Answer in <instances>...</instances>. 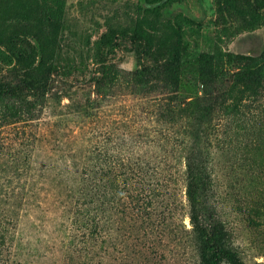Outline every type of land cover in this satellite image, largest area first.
Returning <instances> with one entry per match:
<instances>
[{"label":"rangeland","instance_id":"1","mask_svg":"<svg viewBox=\"0 0 264 264\" xmlns=\"http://www.w3.org/2000/svg\"><path fill=\"white\" fill-rule=\"evenodd\" d=\"M14 3L21 16L0 13V87L12 85L16 93L31 96L26 75L40 63L42 78H50L46 88L55 93L39 126L25 128V135L0 122V216L12 221L0 228L15 233L6 239L5 246L14 245L11 252L3 256L12 264H88L71 238L77 234L71 218L80 179L73 162L81 164L86 149L104 137L115 144L107 130L146 125L129 118L138 96L144 105L152 104L148 92L134 97L113 85V66L157 67L160 82L179 72V104L187 110L177 119L191 125L203 108L196 102L202 95L199 67L209 53L224 57L217 69L233 84L214 113L223 127L213 173L217 209L244 264H264V0H63L61 9L53 1ZM157 4L158 10L150 9ZM54 66L59 69L50 72ZM103 74L109 79L101 83L97 79ZM234 128L239 137H225ZM91 129L103 136L91 135ZM13 158L32 160L31 168L15 177L13 168L2 169ZM123 179L119 175L116 183L124 196L118 209L129 201ZM175 180L155 196L157 209L150 216L115 212V221L108 223L116 247L109 257L103 253V264H199L189 217L180 220L185 196ZM13 190L15 196L8 198L5 192ZM90 255L101 264L100 256Z\"/></svg>","mask_w":264,"mask_h":264},{"label":"trees","instance_id":"2","mask_svg":"<svg viewBox=\"0 0 264 264\" xmlns=\"http://www.w3.org/2000/svg\"><path fill=\"white\" fill-rule=\"evenodd\" d=\"M41 1H53L58 9H61L63 4V0ZM144 1L163 4L176 0ZM150 9L158 10L159 4ZM1 12L11 17L22 15L14 0H0ZM223 58L222 55L209 53L202 55L199 67L202 95L195 101L200 102L203 108L192 116L191 119L196 123L191 125L180 123L177 119L178 112L187 110V106L179 104V72H175L176 78L173 80L160 82L157 77L162 73V69L157 67L126 70L113 66V85L122 86L128 95L133 94L134 97L139 93L148 92L146 97L152 104L144 105L145 101L138 96L139 103L129 108L130 117L126 116L133 120V123L139 120L146 125L137 126L134 130L126 128L123 132L107 130L106 136L112 134L111 137H116L115 144L108 143V139L104 137V141H97L86 149L87 156L81 164L73 162L74 172L80 179L74 192L77 199L71 218V229L76 230L77 234L71 238L77 243V248L85 254L88 264H94L91 252L100 256L99 263L103 264V261H106L105 255L109 257L115 249L116 242L111 236L112 227L108 223L115 221V212L119 210L125 215L130 214L131 218L134 215L142 218L150 216V211L157 209L158 201L155 196L159 195L163 188H167L173 179L179 180L184 192L185 202L180 200V205L185 207V212L180 220L183 222L185 215L189 217L199 264L245 263L230 243L228 229L220 216L214 197L215 159L217 151L222 149L223 142L222 118L214 116V113L220 110L224 93L233 88V84L225 82L221 77L222 71L217 69L218 61ZM43 66L39 63L28 69L26 76L29 79L26 87L33 91L31 96L16 93L12 85L0 87V122L16 126L23 135L25 128L39 126L44 112L50 107L51 94L55 93L46 88L50 78H42ZM54 69L59 68L54 66L49 71ZM245 73L248 74L249 71ZM108 79L109 76L103 74L97 80L104 83ZM156 89L160 91L155 93ZM155 105L160 109L157 110ZM51 111L53 115H57L54 109ZM152 121H157V124ZM97 131L91 129L89 133L103 136V132ZM238 132V128H234L225 137L231 138L232 134L239 137ZM30 134L31 132L24 139L27 140ZM22 143L26 146L25 142ZM24 148L14 152L19 154ZM31 163L32 160L28 158H13L2 169L12 172L13 168L12 174L16 173L15 177H20L21 170L27 171V168H31ZM67 164L71 165L69 161ZM119 175L124 176L122 188L128 192L126 197L129 201H124L118 209L116 202H120L121 197H124L117 191L120 190L119 185H116ZM5 193L8 198L15 196L14 190L11 195L9 192ZM140 199L144 200V205L139 204ZM1 222L12 221L10 216H4V219L0 216V224ZM14 236L11 228H0V264H12L3 254L5 251L11 252L14 245L5 244L6 239L13 240Z\"/></svg>","mask_w":264,"mask_h":264}]
</instances>
